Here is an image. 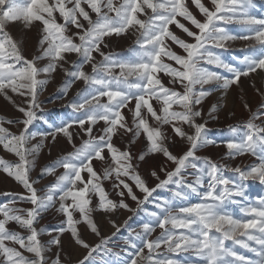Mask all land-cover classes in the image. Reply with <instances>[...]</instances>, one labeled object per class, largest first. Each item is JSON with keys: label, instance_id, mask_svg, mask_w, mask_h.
<instances>
[{"label": "snow or ice", "instance_id": "snow-or-ice-1", "mask_svg": "<svg viewBox=\"0 0 264 264\" xmlns=\"http://www.w3.org/2000/svg\"><path fill=\"white\" fill-rule=\"evenodd\" d=\"M255 6L0 0V97L19 113L0 115V149L14 157L0 156V173L22 189L0 192V264H196L172 255L188 253L200 264H264V195L247 194L249 181L264 185V87L252 83L259 101L245 100L247 117L226 123L220 136L210 138L208 123L224 106L217 99L205 110L215 93L264 75V16ZM29 33L35 46L26 54ZM113 37L131 44L117 52ZM236 40L250 42L238 50L243 55L223 58L218 50ZM57 74L56 98L73 113L59 124L38 115ZM37 121L51 130L33 132ZM61 137L71 150L40 165L41 152L50 155ZM209 146L224 151L215 160L198 154ZM229 205L239 207V217ZM121 210L144 212L139 230L132 216L117 224ZM53 211L55 227L41 225ZM76 248L85 254L73 261Z\"/></svg>", "mask_w": 264, "mask_h": 264}, {"label": "rangeland", "instance_id": "rangeland-1", "mask_svg": "<svg viewBox=\"0 0 264 264\" xmlns=\"http://www.w3.org/2000/svg\"><path fill=\"white\" fill-rule=\"evenodd\" d=\"M255 14L264 16V0H255ZM229 31H231L234 34H243L240 30V27L238 25H229L228 26ZM13 32L16 34H20L19 26L14 27ZM29 41L27 44V51L26 54H29L33 51V48L35 46L34 39H31L32 34L29 33ZM250 43L248 41L243 40H236L234 42L229 43V50H218L223 58L231 61L237 56L243 55L242 52L238 51L240 49H243L246 47V45ZM131 44V39H125V38H116L113 37L111 41V46L113 50L117 52H121L125 50L129 45ZM61 75L57 74L55 76L54 80H51L48 85L45 87L41 99L43 100V112L38 113V115H42L44 119L49 120V123L56 122L59 124L60 121L68 119L70 116L73 115L71 108L64 107L63 105L66 103V101H62L60 99H57L56 96L57 88L60 85L61 82ZM255 82V88H261L264 87V75H253L251 79L247 78H241L240 86L236 87L233 86L226 95H222L220 92L215 93L210 100L205 105V110L211 103H215L217 99H219L220 103L224 106V110L219 112V120L216 121H209L208 128L211 129V136L210 138H214L217 136H220L222 133L218 131L219 129H223L226 125V123H233L235 121L240 120L241 118L247 117V112L243 107V102L247 100L250 105L255 106L256 103L259 101L260 97L256 94L255 89L252 86V83ZM75 92V87L70 92V95ZM228 110H232L235 112V117H228L227 112ZM0 115H4L7 117L17 116L19 113L12 107L10 103H8L3 97H0ZM15 130V129H13ZM48 125L43 124L42 121H37L35 127L32 129L33 132L38 131H50ZM36 141H33L35 143ZM71 150L70 146L66 144V141L64 138H59V142L56 145V147L52 148L51 154L49 155L47 148H45L39 158L38 163L40 165H43L51 160H54L58 155H60L64 151ZM224 149L215 147V146H209L201 152H199V155H207L211 156L214 160L218 159L219 156L223 153ZM0 156H4L6 159H14V157L11 154L5 153L2 149H0ZM248 158L245 157V160ZM233 163V162H229ZM234 163H239V160L235 161ZM39 171V168L35 169L32 172V176L36 177L37 173ZM59 171H62V169H59ZM54 178L49 176L46 177L44 180L40 182V184H37L36 186L39 188L42 184H47L49 181L53 180ZM152 183L154 184L155 181L153 180ZM248 189L247 194L250 198H255L256 196L264 195V185H261L258 181H249L248 182ZM22 189L20 186L11 178H5V174L0 173V192L5 191H21ZM158 195H167V193L164 190H160L158 192ZM192 202H196L195 198L192 200ZM130 206L135 208V203L129 201ZM230 211L233 212V214L237 217L240 216L239 213V207L237 205H229ZM148 211L155 210L152 204L147 205ZM129 216H132L133 219L130 221V224L132 228L139 230L138 228V222H140L144 217V212H140L138 215H134L131 212H128L126 210H121L116 214L113 219L116 220L117 224H122L125 219H127ZM59 217L55 216L54 211L49 212L44 216V218L40 221L41 225H46L49 228L55 227V225L58 222ZM103 227L102 232L104 235H110L114 229L106 222V220H103ZM122 234L126 235L127 233L124 232L122 229ZM47 237H45L46 239ZM89 242L95 243L97 238L94 235H88L86 237ZM228 245H232V241L226 242ZM235 250L238 252L252 256L253 254L248 252L247 250L241 248L239 245H235ZM53 252H55V248L52 249ZM73 261L76 259L82 258V256L85 254V251L82 248H76L70 251L69 253ZM174 258L176 259H184L185 257L193 260L196 262V264H200L199 258L192 256L191 253L188 254H172Z\"/></svg>", "mask_w": 264, "mask_h": 264}]
</instances>
